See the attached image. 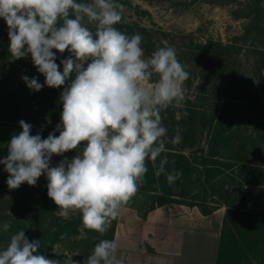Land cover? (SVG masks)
Returning <instances> with one entry per match:
<instances>
[{
	"label": "clouds",
	"instance_id": "obj_1",
	"mask_svg": "<svg viewBox=\"0 0 264 264\" xmlns=\"http://www.w3.org/2000/svg\"><path fill=\"white\" fill-rule=\"evenodd\" d=\"M123 11L118 0H0L13 60L30 54L45 77L41 84L22 76L27 87L35 92L45 85L63 87L58 136L32 135V125L19 121L22 131L11 137L8 155L0 159L9 174L8 188L35 186L46 175L57 215L78 212L84 229L101 235L137 194L147 162L155 164L167 151L161 113L185 103L190 76L174 48L160 47L146 57L141 34L118 30ZM66 50L70 55L60 61V71L56 52ZM181 140L176 135L171 142ZM72 150H77L74 158L50 166L53 155ZM167 163L166 156L159 160L157 175ZM181 176L177 171L166 179L171 185ZM11 228L8 222L0 224L5 233ZM40 247V240L30 242L20 229L0 248V264H60L39 254ZM117 247L115 240H100L86 264H123Z\"/></svg>",
	"mask_w": 264,
	"mask_h": 264
},
{
	"label": "rangeland",
	"instance_id": "obj_2",
	"mask_svg": "<svg viewBox=\"0 0 264 264\" xmlns=\"http://www.w3.org/2000/svg\"><path fill=\"white\" fill-rule=\"evenodd\" d=\"M252 1L118 0L124 5V11L121 22L115 27L128 35L141 34L143 37L141 46L146 57L160 47L170 46L176 50L177 58L181 62L185 57L182 54L193 50L198 44L213 42L236 47V50L229 51L221 59H211L201 64L194 83L191 86L185 83V103L180 107H170L161 113L163 125L167 128L165 145L167 151L162 153L158 160L167 157L165 172L157 178L156 173L153 177L148 171L137 194L128 205L148 209L167 197L172 198L174 203L184 202L207 208L222 206L218 205L221 200L213 195L217 192V187L207 184L206 188L201 187L196 191L194 186L187 184L185 187L182 183L177 185L176 181L169 185L166 176L168 173L179 171L176 149L187 148L186 155L196 164L195 166H198L202 157H207L205 155H208V149L213 148L212 146L218 142L212 141L207 132L217 124L218 117L226 105L231 112L232 131L238 133V137L241 138L252 137L248 142L245 139L247 148L252 153L264 148V66L257 54L264 48V23L259 31L247 34V28L254 18L248 15ZM89 27L94 30L93 25ZM2 44L5 45L1 46ZM8 45V26L0 18V145L6 149L11 137L22 131L19 122H14L16 118L32 125V135L39 133L42 138H47L53 132L59 135V132L52 130L50 126L56 123L63 110L62 102L59 100L63 87L49 88L45 85L38 92L29 89L22 76L35 77L41 84H44L45 77L33 65L30 54L26 58L13 60ZM69 55L67 50L63 54L56 52V63L60 65V71L63 69L60 61ZM72 78L74 79V75ZM19 89L25 94L38 93L34 100V106H37L35 117L27 113V101L16 94ZM243 98L247 101L242 102ZM37 114L42 116L37 117ZM184 128L196 130V135L185 138L178 134ZM176 135L181 136L182 140L173 144L171 141ZM236 140L237 138L232 150L227 151L223 158H207L217 159L219 163H234V159L240 156L236 147L242 143ZM201 150L204 151L203 154L200 153ZM76 155L77 150L66 152L63 156L53 155L50 166H57L65 157L71 160ZM225 171L231 174V169ZM42 176L44 184L47 185L46 175ZM246 190L250 210L264 215V186L249 187ZM11 192L13 191L0 185V201L5 209L0 216L9 217V222L17 217L14 204H3ZM181 192L185 197H171V194ZM55 214L58 216L57 207ZM78 214L74 212L68 217L58 218L64 222ZM254 223L256 222L251 224ZM56 230L53 227L49 231L51 240L44 255L59 261L60 264H71V259L75 264H86L95 244L101 240L99 233L84 229L82 226L79 235L65 234L59 241H53L52 234ZM108 231L104 234V239L106 237L108 239ZM244 232L247 238L254 240L249 242L250 246L247 244L242 248L244 252L233 255L240 256L236 257L240 264H264V231L249 227ZM12 234L14 233L0 239V248L7 245Z\"/></svg>",
	"mask_w": 264,
	"mask_h": 264
},
{
	"label": "trees",
	"instance_id": "obj_3",
	"mask_svg": "<svg viewBox=\"0 0 264 264\" xmlns=\"http://www.w3.org/2000/svg\"><path fill=\"white\" fill-rule=\"evenodd\" d=\"M251 3L252 7H250L251 9L248 15L250 17L253 16L254 18L252 24L247 28V34H252L253 31H259L262 23H264L263 0H253ZM4 45L5 44H2L1 46ZM234 50H236V47L231 44L224 46L222 44L210 42L203 45L198 44L193 50L182 54L185 57L182 58L181 63L186 65V70L190 73V76L185 83L188 86H191L194 83L201 64L211 59H221L225 54L229 53V51ZM257 54L264 66V48L260 49ZM13 71L14 69L12 72ZM19 90L16 94L27 101V113L35 117L37 106H34V100L38 93L25 94L22 93L21 89ZM245 101H247V99L243 98L242 102ZM41 116L42 115L39 114L37 117ZM60 118L61 117L56 120L55 124L50 126L52 130L55 131L56 125L60 122ZM35 120L37 122V119ZM19 121L20 119L16 118L14 122ZM207 133L210 135L212 141L218 142L216 145L212 146L213 148L208 149V155L205 156L223 158L227 151L232 150L235 144V139L237 138L236 142H242L236 147L239 151L238 153H240L239 158L234 159V163H219L217 159L214 160L202 157L198 164L201 165V169H199L198 166H194L196 164L191 163L192 161L190 160V157L186 155L185 150L187 148L184 147L175 150L179 160L178 170L182 173L181 177L186 176V174L192 176L199 172V180L204 176L207 184L211 187H217V192H214L213 190L215 193L213 195L216 199L221 200V202H218V205L222 204V206L226 207L217 264H240L238 262L239 260L233 259V254L244 252L242 251V248L247 246V244L249 245V242L254 240L253 238H247L244 231L249 227L260 228L262 232L264 231V215L250 210L246 190L248 187L264 186V148H260L255 153H252V151L247 148V142L251 141L252 137L241 138L238 137V133L232 131L231 112L228 105L224 106L222 114L218 117L217 124L213 126L212 129H209ZM178 134L185 138L188 136L194 137V135H196V130L184 128L181 129ZM245 139H247V142ZM200 153L203 154L204 151L201 150ZM241 153L244 154L241 155ZM7 155L8 150L0 145V159L5 158ZM158 165V159L155 164L152 161L147 162L148 171L153 177L156 173L157 178L162 176V174L157 175ZM4 167L3 164H0V185L5 189H9L6 183L9 174L4 171ZM226 169H231V174L226 173ZM43 179L44 177L41 176L35 186H29L27 183L22 184L18 189L12 190L13 192H11L10 197L3 202L5 205H15L17 217L14 220L9 222V217L0 216V224L8 222L12 225V228L7 233L0 229V239L7 234H11L12 232L15 233L20 229H24L25 235L30 242L32 240L41 241V247L38 249V253L42 255H44L45 251L49 248L48 245L51 240L49 237V231L51 228L55 227L57 229L52 234L53 241H59L60 237L65 234L68 236L79 235V229L83 226L80 214L64 222L56 216V205L48 197L47 185L44 184ZM214 181L216 182L215 184L213 183ZM170 202H174V200L167 197L163 198L157 204H154L148 209L138 208V213L140 217L145 219L150 211ZM0 203V213H2L5 209L2 207L3 205L1 201ZM184 204L192 207L196 205ZM198 207L204 215H209L216 209L203 206ZM252 222L256 223L251 224ZM116 225L117 219L113 220L109 227L108 240H114ZM99 237L102 240L105 236L99 234Z\"/></svg>",
	"mask_w": 264,
	"mask_h": 264
},
{
	"label": "crops",
	"instance_id": "obj_4",
	"mask_svg": "<svg viewBox=\"0 0 264 264\" xmlns=\"http://www.w3.org/2000/svg\"><path fill=\"white\" fill-rule=\"evenodd\" d=\"M199 175L186 174L176 183L192 185L196 191L206 188L204 176L199 180ZM171 196L183 198L185 194ZM198 206L172 202L156 207L144 219L137 207L126 205L117 218L114 233L117 258L123 264H217L226 207L219 205L204 215Z\"/></svg>",
	"mask_w": 264,
	"mask_h": 264
}]
</instances>
